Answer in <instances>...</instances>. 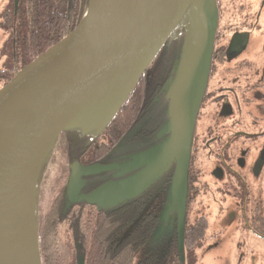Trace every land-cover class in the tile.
<instances>
[{
  "label": "water",
  "instance_id": "95a60500",
  "mask_svg": "<svg viewBox=\"0 0 264 264\" xmlns=\"http://www.w3.org/2000/svg\"><path fill=\"white\" fill-rule=\"evenodd\" d=\"M182 21L185 33L175 69L179 88L175 92H180L179 101L187 89L183 109L169 126L170 137L147 152L135 168L151 164L161 173L160 167L175 161L171 192L176 199L178 247L183 253L186 173L193 126L208 82L217 27L215 0H89L83 18L68 35L0 88V225L14 211L8 199L25 164L35 154L41 156L36 184L43 158L62 130H94L93 138L100 134ZM57 124L62 127L48 147L41 148ZM69 169L67 197L72 201L83 184L80 177L106 167L73 163ZM121 187L122 182L103 184L85 201L105 206L123 196ZM2 231L0 264H7ZM34 240L36 245V235ZM34 250L40 264L37 245Z\"/></svg>",
  "mask_w": 264,
  "mask_h": 264
},
{
  "label": "flooded vegetation",
  "instance_id": "af4514ba",
  "mask_svg": "<svg viewBox=\"0 0 264 264\" xmlns=\"http://www.w3.org/2000/svg\"><path fill=\"white\" fill-rule=\"evenodd\" d=\"M258 1L259 3L256 5V0H215L217 27L208 82L193 126L186 173L183 225V248L186 249L183 261L185 263L192 259L187 254L189 247L194 248L192 252L194 253V250L204 241L208 223L207 217L203 214L207 210L204 202L205 200L208 202L209 198L214 197L213 189H215L210 187L209 183L225 181L229 177L226 176L227 172L237 176L236 173L242 169L246 172L244 177L254 181L264 162V145L259 147L256 158L250 164L246 162L245 157H240L238 153L240 142L257 141L256 139L260 137L262 138L260 141H262L264 128L259 130L256 124L242 127L239 118L236 119V115L233 116V106L235 105L240 111L241 101L235 88L245 86L244 90L250 93L255 90L258 84L260 85L261 81H264V65L261 68L260 81L257 82L250 83L251 78L234 74L240 67L249 68V72L253 70L251 71L253 74L259 72L253 63L249 64L252 61L246 65L243 64L248 60L246 58L250 59L248 53L253 48L254 29L252 26L254 27L258 18L264 17V0ZM168 64L167 67L164 65L162 68L152 66L149 70L152 68L158 70L153 72L146 70L142 75L141 79L144 78V81L141 118L134 121V125L130 127L131 129L129 128L130 130L125 133L117 145L107 147V145L94 144L88 153L81 149L82 146L79 147L75 160L70 165L73 163L79 164L80 167L98 165L106 167V169H100L92 176L80 177L83 184L76 197L69 201L83 202L86 195L101 185L122 182L120 191L123 196L119 200L108 202L105 206L100 207L111 209L121 206L127 211L132 201L139 200L142 204V217L151 215L153 219L156 218V235L159 232L163 235L161 240L156 237L157 239H154L153 243L168 244L179 250L176 199L173 198L171 192L175 161L166 162L160 167L162 168L161 173H158L157 167L152 168L151 164L135 168L147 152L164 143L170 137L171 128L169 130V126L176 120L177 113L183 109L181 104L187 89L178 101L180 92L176 93L175 91H179V88L174 89L170 83L177 64L175 66L174 63L171 66ZM215 78L217 81L216 84H213ZM169 89L171 92H168ZM242 100H246L244 102L246 104L249 101L248 97L242 98ZM165 122L170 123L161 130ZM130 125L131 123L127 126ZM256 126L257 129H255ZM253 130L254 132H251ZM94 133V130L91 131L87 145L89 140L97 139L99 134L93 138ZM99 138L102 143L104 136ZM232 146L234 148H232L231 154L226 156ZM88 154L91 160L87 162ZM226 157L229 159V165L226 162ZM157 173L158 175L155 176ZM238 178L242 180V177ZM242 186L243 188H241ZM242 186L233 184L232 196L240 198L242 204L238 205L235 211L228 210V212L233 213V217L236 213L240 215L243 222L240 225L243 234L253 232L256 237L264 239L258 234V226L254 221L255 215L259 212L258 205H252V211L255 214L247 216L245 203L255 200L254 198H244L247 187L244 188L243 184ZM222 210L223 208L219 207V213L222 214ZM204 225L206 227L204 234L200 236Z\"/></svg>",
  "mask_w": 264,
  "mask_h": 264
},
{
  "label": "trees",
  "instance_id": "16d2710c",
  "mask_svg": "<svg viewBox=\"0 0 264 264\" xmlns=\"http://www.w3.org/2000/svg\"><path fill=\"white\" fill-rule=\"evenodd\" d=\"M5 2L0 10V31L5 36L0 46V88L34 58L68 35L79 24L89 4V0ZM184 23L182 21L181 28L174 29L147 71L152 66L162 68L168 50L171 51L170 66L177 64L183 48ZM155 70L158 69L149 71ZM143 81L144 78L139 80L97 139L89 140L87 145L91 132H83L78 127L62 130L43 158L35 184L34 204L40 264H192L193 259L183 261L185 248L181 254L168 244L153 243L156 218L142 217L139 200L132 201L126 211L121 206L107 209L85 201L71 202L66 197L69 165L75 160L79 147L88 153L94 144L115 146L134 121L141 118ZM100 136H104L102 143ZM89 160L88 154L86 161ZM254 221L258 234L264 238V218L257 213ZM205 228L204 225L200 236ZM193 249L187 250L190 258Z\"/></svg>",
  "mask_w": 264,
  "mask_h": 264
},
{
  "label": "rangeland",
  "instance_id": "374dc122",
  "mask_svg": "<svg viewBox=\"0 0 264 264\" xmlns=\"http://www.w3.org/2000/svg\"><path fill=\"white\" fill-rule=\"evenodd\" d=\"M5 1L6 0H0V10H2ZM258 3L259 1L256 0V5ZM178 28H181V26L178 25ZM252 29H254V40L252 41L253 48L248 53L250 59L246 58L248 60H246L243 64L246 65L249 61H252L249 64L253 63V66L257 67L259 72L253 74L251 73V71L253 70L249 72V68L245 67H240L236 70V72H234V74L237 76L251 78L250 83H253L254 81H260L259 79L261 78V68L264 65V17L258 18L257 23L254 24V27L252 26ZM4 40L5 36L0 31V46L3 44ZM169 51L170 50H168L167 52L168 55L166 54L167 56L164 63L166 67L168 63V65L170 66L171 51L170 53ZM217 76L220 77L219 75ZM171 78H173L170 80V83L172 84L171 87L177 89L178 84L175 82L176 74L172 75ZM216 81L217 80L215 78V82L213 84H216ZM244 88L245 86L235 88L236 94L241 101L240 111L237 110V107L235 105L233 106V116L236 115V119L239 118L242 127H248L251 124H256L259 127V130H261L264 128V126H262L264 124V81H261L260 85L258 84V86L255 87V90L251 91L250 93H247ZM168 92H171V89H169ZM247 97L249 101L246 104L244 103L246 100H242V98ZM158 113L160 112L158 111ZM166 124L167 122L163 124L161 130H163ZM257 126L255 127V129H257ZM254 130L251 132H254ZM260 139L262 138L260 137L256 139L257 141L252 140L251 142L247 143L238 142L239 156L245 157L248 164L252 163L253 159L256 158L259 147L261 148V146L264 145V139L262 141H260ZM232 148H234V146L231 147L229 153L226 154V156L231 154ZM225 159L229 165V159L227 157ZM236 175L237 176H235V174L233 173L228 174L227 172L226 176L229 177L226 178L225 181L219 180V182L217 183H209L210 187L215 188L213 189L214 197L209 198L208 202L206 200L204 202L207 210L206 213L203 214L207 217L208 223L204 241L198 248L194 250V253L192 255V264H264V239L256 237L253 232H246L247 234H243L240 226L243 222L240 215L236 213L233 217V213L228 212V210L235 211L238 208V205L241 206L242 204V200L240 198H233L232 196L233 184H239L240 186H242L243 184L244 188L247 187L244 198H254L255 200L254 202L246 201L245 206L247 207V216L255 214L252 211V205H258L257 210H259V212L257 213L264 217V162L257 178L254 179V181H251V179L249 180V178L246 179L244 177L246 175L244 169L236 173ZM238 177H242V180ZM33 188L34 204L36 194L35 180ZM241 188H243V186ZM219 207L223 208L222 214L219 213ZM32 210L33 211L31 213V219L33 221L35 220V211L33 209V205ZM18 223L19 232L21 233V220L19 219L17 221V216L12 211L8 217H4L0 228L3 229L6 233H11L17 230L16 226L18 225ZM35 230L36 227L34 226L33 222V238H35L36 235ZM19 232L17 234V237H19ZM162 236L163 235L161 232L156 235L159 240H161ZM33 248L35 249H33L34 253H36L35 240Z\"/></svg>",
  "mask_w": 264,
  "mask_h": 264
},
{
  "label": "bare ground",
  "instance_id": "6f19581e",
  "mask_svg": "<svg viewBox=\"0 0 264 264\" xmlns=\"http://www.w3.org/2000/svg\"><path fill=\"white\" fill-rule=\"evenodd\" d=\"M62 124L54 126L52 133L45 137V141L40 145L41 148H47L51 138L60 130ZM40 155L35 154L26 164L25 170L21 174L19 181L14 187V191L9 196L8 205L14 208V214L17 221L21 220V233L19 232V223L14 232H3L4 257L7 264H38L33 254V221L31 219L32 205L34 199V180L39 166ZM19 232V237H17Z\"/></svg>",
  "mask_w": 264,
  "mask_h": 264
}]
</instances>
